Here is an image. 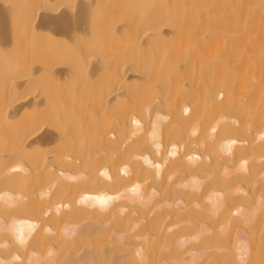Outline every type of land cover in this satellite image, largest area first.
<instances>
[{"label":"bare ground","instance_id":"obj_1","mask_svg":"<svg viewBox=\"0 0 264 264\" xmlns=\"http://www.w3.org/2000/svg\"><path fill=\"white\" fill-rule=\"evenodd\" d=\"M51 1L0 0V264H264V0Z\"/></svg>","mask_w":264,"mask_h":264},{"label":"rangeland","instance_id":"obj_2","mask_svg":"<svg viewBox=\"0 0 264 264\" xmlns=\"http://www.w3.org/2000/svg\"><path fill=\"white\" fill-rule=\"evenodd\" d=\"M53 1H55V0H53ZM53 1H51V2H53ZM75 1L76 0H72V1H70L69 2V4H67V7L69 8V10H71L72 12H74V10H75ZM53 4H55V3H52V5ZM101 4H102V2L100 1L99 2V5L97 6V7H95V9L93 10V14L94 15H96V16H100V14H103L104 13V11H105V9H104V7H102L101 6ZM72 14V13H71ZM192 25V24H191ZM59 36L58 35H56V36H54L53 35V38H57V39H60V40H62L61 38H63V40L64 41H62V42H60V43H58L57 44V46L62 50V51H67V52H70L71 50H72V48H73V45H72V43H71V40H70V38H66V37H63V36H60L59 38H58ZM109 38V34H108V36L105 38V39H108ZM113 39V38H112ZM122 42V40H120V43ZM112 45H114V44H112ZM114 53V52H113ZM108 54H109V52H108ZM89 90V89H88ZM90 91V90H89ZM87 93H90V92H87Z\"/></svg>","mask_w":264,"mask_h":264},{"label":"snow or ice","instance_id":"obj_3","mask_svg":"<svg viewBox=\"0 0 264 264\" xmlns=\"http://www.w3.org/2000/svg\"><path fill=\"white\" fill-rule=\"evenodd\" d=\"M135 122V121H134ZM102 203H103V201H102ZM21 243H23L24 241H23V237H21V241H20Z\"/></svg>","mask_w":264,"mask_h":264}]
</instances>
